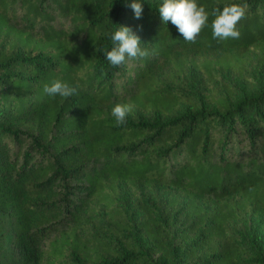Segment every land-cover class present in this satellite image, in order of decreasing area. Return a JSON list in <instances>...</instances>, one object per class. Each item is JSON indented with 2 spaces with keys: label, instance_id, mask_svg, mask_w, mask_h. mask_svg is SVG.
Wrapping results in <instances>:
<instances>
[{
  "label": "trees",
  "instance_id": "1",
  "mask_svg": "<svg viewBox=\"0 0 264 264\" xmlns=\"http://www.w3.org/2000/svg\"><path fill=\"white\" fill-rule=\"evenodd\" d=\"M130 2L0 0V264H43L47 246L60 257L51 238L65 234L67 264H264V245L227 235L245 213L264 227V0H196L208 19L192 41L161 22L162 0H140L139 19ZM231 3L244 9L239 37L214 38V12ZM117 25L146 54L113 66ZM252 58V93L180 83L190 61L245 78ZM53 80L76 93L50 97ZM117 103L131 106L120 126ZM114 182L178 195L140 196L136 220H98L88 212Z\"/></svg>",
  "mask_w": 264,
  "mask_h": 264
},
{
  "label": "rangeland",
  "instance_id": "2",
  "mask_svg": "<svg viewBox=\"0 0 264 264\" xmlns=\"http://www.w3.org/2000/svg\"><path fill=\"white\" fill-rule=\"evenodd\" d=\"M202 61L203 59L193 60L186 64L184 73L180 78V83L184 88L196 92L203 90L208 94L213 87L221 88L222 85L228 83L232 87H237L238 90L240 89L241 91L239 94H249L255 90V59L252 58L251 62L247 65L245 78H238L236 74H232L231 72L205 71L201 66ZM177 83H179L178 80L176 81V84ZM216 90L213 91L212 96L218 95ZM237 96L239 97V95ZM132 111L134 114L138 115H149L148 112H142L136 108H132ZM173 195L178 194L176 191L169 190L164 186L157 185L147 187L129 182L109 183L107 189L104 191V196L95 199V202L88 213L95 215L98 220L116 221L120 218L124 219L126 217L124 211H128L130 214H134L133 220H136L139 217V214L136 212L135 204L140 196L150 197L155 200H164L165 198H172ZM179 196L182 197V200ZM179 196V199L184 201L183 194L179 193ZM90 228V226L85 228L87 234L89 233ZM227 235L241 236L244 237L246 241L252 240L256 244L264 245V227L259 226L256 223L255 217L249 213L243 214L239 220H231ZM131 239L133 246H136L139 250H143L146 246H149L147 240L141 235H134ZM51 240L59 249H62V254L60 257H57L53 254L54 250L52 249V246H47L43 264H48V262L52 260H55V264H67L68 247L65 249V246H63L65 244H63V242H71V237L68 234L63 235V237L62 235H56L53 236ZM159 255L160 253L156 252L153 257L156 258Z\"/></svg>",
  "mask_w": 264,
  "mask_h": 264
},
{
  "label": "clouds",
  "instance_id": "3",
  "mask_svg": "<svg viewBox=\"0 0 264 264\" xmlns=\"http://www.w3.org/2000/svg\"><path fill=\"white\" fill-rule=\"evenodd\" d=\"M130 7L135 18L139 19L142 14L140 0H131ZM162 23L171 22L186 41H192L206 25L208 13L203 6H198L196 0H162L158 8ZM215 19L212 22V35L214 38H238L236 29L237 22L244 16V9L236 3L224 6L214 12ZM113 46L104 52L105 59L113 66L121 65L126 58L144 56L146 53L141 49L140 37L127 25H117L110 33ZM77 91L76 86L60 80H53L44 86V92L50 97L68 98ZM131 112L128 104H115L111 109L115 117V124L120 126L126 122L127 115Z\"/></svg>",
  "mask_w": 264,
  "mask_h": 264
}]
</instances>
